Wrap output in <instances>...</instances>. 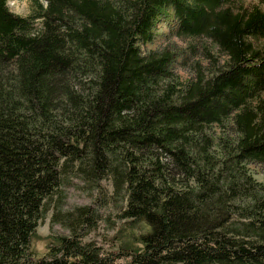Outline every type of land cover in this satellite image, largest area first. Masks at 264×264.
<instances>
[{
  "label": "trees",
  "instance_id": "16d2710c",
  "mask_svg": "<svg viewBox=\"0 0 264 264\" xmlns=\"http://www.w3.org/2000/svg\"><path fill=\"white\" fill-rule=\"evenodd\" d=\"M30 2L21 17L0 0V264H264V184L248 170L264 165V10ZM168 8L175 37L224 60L180 82L169 51L143 55ZM73 179H110L122 197L113 249L84 241L99 220L89 205L55 212L71 234L39 257L45 202Z\"/></svg>",
  "mask_w": 264,
  "mask_h": 264
},
{
  "label": "rangeland",
  "instance_id": "374dc122",
  "mask_svg": "<svg viewBox=\"0 0 264 264\" xmlns=\"http://www.w3.org/2000/svg\"><path fill=\"white\" fill-rule=\"evenodd\" d=\"M234 9L258 7L264 10L262 0H235ZM8 9L21 17H27L32 12L30 0H6ZM166 14L162 15L154 28V38L151 42L140 44V51L146 55L150 51H169L173 58L170 63V70L184 82L194 79L196 71H207L210 66L224 57L218 52L208 40L204 38L179 39L173 35L172 10L168 8ZM36 28L39 22H36ZM256 47H264V41L255 42ZM223 134L218 131L216 137L234 136L231 126ZM248 170L252 177L264 184V165L251 164ZM95 205L99 212V220L93 229L84 238L85 242H92L101 247L103 252L111 251L113 248L112 238L118 231L121 223L119 215L124 208V201L121 196L113 194L110 179H105L100 183L99 190H89L85 184L73 179L70 184L61 191V197H52L47 200L43 209L42 219L39 221L36 233L37 238L33 240V250L37 256L46 253V247L54 237H69L70 231L62 224L53 222V215L59 211L61 214L72 212L81 206ZM36 256V257H37Z\"/></svg>",
  "mask_w": 264,
  "mask_h": 264
},
{
  "label": "bare ground",
  "instance_id": "6f19581e",
  "mask_svg": "<svg viewBox=\"0 0 264 264\" xmlns=\"http://www.w3.org/2000/svg\"><path fill=\"white\" fill-rule=\"evenodd\" d=\"M8 8V7H7ZM67 238V237H66Z\"/></svg>",
  "mask_w": 264,
  "mask_h": 264
}]
</instances>
